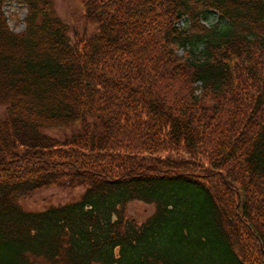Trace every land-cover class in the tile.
<instances>
[{"label":"trees","instance_id":"16d2710c","mask_svg":"<svg viewBox=\"0 0 264 264\" xmlns=\"http://www.w3.org/2000/svg\"><path fill=\"white\" fill-rule=\"evenodd\" d=\"M18 1L19 33L0 0V264H264V0H80L74 39L52 0ZM52 188L84 192L22 208ZM134 201L156 207L140 229Z\"/></svg>","mask_w":264,"mask_h":264},{"label":"rangeland","instance_id":"374dc122","mask_svg":"<svg viewBox=\"0 0 264 264\" xmlns=\"http://www.w3.org/2000/svg\"><path fill=\"white\" fill-rule=\"evenodd\" d=\"M54 3V9L57 16L70 27V36L74 39L76 31L83 32L85 25L82 22V11L80 7V0H52ZM4 13L7 17L8 24L15 32H23L25 29V18L27 14V8L18 0H5ZM218 17L213 15L206 18L204 21L208 27L216 24ZM181 27H186L185 23H180ZM4 111L3 107H0V114ZM79 123H75L66 128L60 129H46L44 134L51 137L64 138L66 135H70L77 127ZM83 189H62L52 188L41 190L34 195L22 199L20 204L26 211L43 212L51 207H61L63 205L79 202ZM156 211V207L153 204L145 202L134 201L129 203L124 209V222L135 225L140 229L142 225L151 218ZM134 220L135 222H132ZM197 225L201 224V220L197 218ZM208 230V229H207ZM222 244V243H221ZM214 245V242H213ZM212 256V255H211ZM213 257V256H212ZM219 264L220 259L213 257ZM212 263V261L210 260ZM234 264V263H230Z\"/></svg>","mask_w":264,"mask_h":264}]
</instances>
